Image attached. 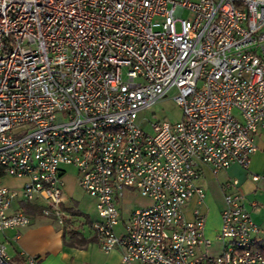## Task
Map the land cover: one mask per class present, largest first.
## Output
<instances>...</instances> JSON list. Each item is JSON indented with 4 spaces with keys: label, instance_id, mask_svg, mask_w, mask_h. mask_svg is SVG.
I'll return each mask as SVG.
<instances>
[{
    "label": "built area",
    "instance_id": "2783aa9c",
    "mask_svg": "<svg viewBox=\"0 0 264 264\" xmlns=\"http://www.w3.org/2000/svg\"><path fill=\"white\" fill-rule=\"evenodd\" d=\"M170 90L180 119L144 131L140 112ZM261 129L264 0H0V234L31 222L14 202L85 229L64 205L71 166L94 200L88 228L121 264H264L238 191L224 194L216 241L205 236L198 183L205 166L247 170ZM130 188L150 204L121 224ZM0 264H15L1 241Z\"/></svg>",
    "mask_w": 264,
    "mask_h": 264
},
{
    "label": "crops",
    "instance_id": "0c3cea01",
    "mask_svg": "<svg viewBox=\"0 0 264 264\" xmlns=\"http://www.w3.org/2000/svg\"><path fill=\"white\" fill-rule=\"evenodd\" d=\"M254 143L257 150L251 155L247 170L233 164L213 175L208 167H203L198 183L201 181V186L203 189L205 186L207 190L204 189L205 199L200 207L206 215L205 236L215 242L221 224L220 213L224 207V194L233 190L240 192L243 195L244 205L249 211L252 221L258 227V231L254 235L255 244L264 251V179L258 181L251 179L252 174H264V129L257 132ZM67 175L64 172V205L69 210L73 208L75 211L80 212L77 206H70L67 203V197L70 196L73 190V185L67 182ZM232 178L237 180V187L225 188V183ZM22 182V179L7 176H3L1 179V184L9 188H18ZM73 182L75 184L76 177H73ZM214 187L221 193L219 206L216 204L210 190ZM251 201L256 202L257 205L252 207L250 205ZM23 204L26 203L14 202L12 209L22 208L25 211ZM194 205L195 201H191L188 206L189 210ZM25 212L34 217L35 221L31 220L26 227L5 230L0 234V241L5 245L8 255L15 264H25L28 257H36L37 262L35 264H121L119 249L107 253L102 252L89 228L78 231L79 239L83 240V243L70 245L68 236L58 226L56 228L55 223L50 218L40 216L39 213ZM129 212L127 210L122 212L124 218L121 216V224L125 221ZM80 213L82 214V212ZM208 213H211L214 217L216 221L214 224L208 223ZM84 215L87 222L94 221L97 218V214L92 219L88 214ZM188 215H190V211H188ZM121 228L122 226L119 225L117 230L120 231Z\"/></svg>",
    "mask_w": 264,
    "mask_h": 264
},
{
    "label": "rangeland",
    "instance_id": "374dc122",
    "mask_svg": "<svg viewBox=\"0 0 264 264\" xmlns=\"http://www.w3.org/2000/svg\"><path fill=\"white\" fill-rule=\"evenodd\" d=\"M190 13L187 11H182L180 13V18H190ZM178 29V24H177ZM175 94L174 90H170L166 97L159 100L158 102L151 105L149 108H146L142 110L139 114V119L142 121L141 126L144 131L151 132V123H154L156 121H169V122H175L180 119L181 117V110L179 106L174 102L173 96ZM64 170L67 175V182L73 185V190L70 193V196L67 197L68 204L70 206H77L79 211L82 212L81 215H79L78 220L82 222L85 226V228H88L86 216L84 214H88L91 219L93 217H96V211L94 207V201L93 199L87 195L78 185L77 180L75 184H73V177H76V169L71 166H63ZM17 183V182H14ZM201 185V181L199 182ZM204 189L207 190V188ZM211 192L213 193V197L215 198L216 204L219 206L221 201V193L217 190L216 187L210 188ZM150 204V200L142 195L136 190V189H127L123 192L122 196L119 197L117 201V208L123 217V211L129 212L130 210L136 209V208H142ZM69 206V207H70ZM122 211V212H121ZM40 216H43L39 214ZM34 217H31V220L35 221L33 219ZM48 218V217H46ZM124 218V217H123ZM53 221V220H52ZM54 222V221H53ZM216 221L211 213H208V223L214 224ZM55 227L58 226L56 223L54 224ZM59 227V226H58ZM57 228V227H56Z\"/></svg>",
    "mask_w": 264,
    "mask_h": 264
},
{
    "label": "trees",
    "instance_id": "16d2710c",
    "mask_svg": "<svg viewBox=\"0 0 264 264\" xmlns=\"http://www.w3.org/2000/svg\"><path fill=\"white\" fill-rule=\"evenodd\" d=\"M3 172L0 170V176H2ZM23 207L25 209V211L29 212V213H39V207L35 206V205H30V204H23ZM70 212L74 215V216H79L81 215L80 212L75 211L73 208L70 209ZM90 222H87L88 226H89ZM63 233L65 235L68 236L69 240V244L73 245L75 243L77 244H81L83 243V240L79 239V235H78V231L74 230V229H69V230H63Z\"/></svg>",
    "mask_w": 264,
    "mask_h": 264
}]
</instances>
